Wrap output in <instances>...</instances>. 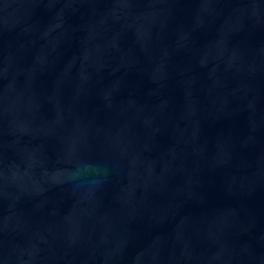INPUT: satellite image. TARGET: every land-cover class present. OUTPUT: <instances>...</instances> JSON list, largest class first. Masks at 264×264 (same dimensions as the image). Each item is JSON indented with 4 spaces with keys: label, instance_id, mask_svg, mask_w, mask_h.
<instances>
[{
    "label": "water",
    "instance_id": "95a60500",
    "mask_svg": "<svg viewBox=\"0 0 264 264\" xmlns=\"http://www.w3.org/2000/svg\"><path fill=\"white\" fill-rule=\"evenodd\" d=\"M0 264H264V0H0Z\"/></svg>",
    "mask_w": 264,
    "mask_h": 264
}]
</instances>
